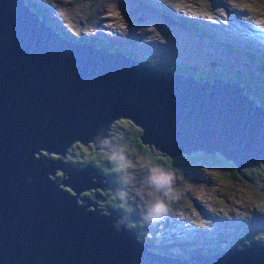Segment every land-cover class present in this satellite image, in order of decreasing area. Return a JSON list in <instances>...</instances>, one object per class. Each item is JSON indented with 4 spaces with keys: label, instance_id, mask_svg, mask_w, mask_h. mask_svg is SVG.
<instances>
[{
    "label": "water",
    "instance_id": "95a60500",
    "mask_svg": "<svg viewBox=\"0 0 264 264\" xmlns=\"http://www.w3.org/2000/svg\"><path fill=\"white\" fill-rule=\"evenodd\" d=\"M121 118L161 156L220 154L238 174L264 164V107L238 83L65 38L26 0H0V264H264L262 243L155 252L129 219L102 212L108 177L63 157L75 144L108 149ZM89 190L95 202L80 197Z\"/></svg>",
    "mask_w": 264,
    "mask_h": 264
},
{
    "label": "rangeland",
    "instance_id": "374dc122",
    "mask_svg": "<svg viewBox=\"0 0 264 264\" xmlns=\"http://www.w3.org/2000/svg\"><path fill=\"white\" fill-rule=\"evenodd\" d=\"M29 1L38 16H47L54 28L71 32L75 41L89 38L84 41L95 45L103 42L102 46L123 49L140 60L175 64L201 75L217 70L218 65V70L222 65L229 66L223 71L233 74L230 63L234 59L238 62L235 68L243 73L244 60H238L240 52L225 48L228 43L238 50L248 42L264 49V0ZM170 18L178 22L170 24ZM214 61L217 66L212 68L209 64ZM121 123L113 129L111 139L124 138V150L121 146H112L106 155L96 156L101 161V157L113 158L114 152L125 154V162L118 161V164L126 171L128 195L133 197L138 224L146 236L158 238L155 243L161 250L185 256L193 247L183 251L178 242L188 241L202 251L226 248L233 239L243 235L256 241L264 238L263 163L243 169L237 175L231 161L224 160L220 154L215 156L224 163L217 165L211 159L205 162L204 152L198 151L176 157L178 163L172 167L169 161H154L144 151L133 148L126 139L132 127ZM43 153L61 158L57 154ZM184 155L193 157L186 159ZM89 157V149L84 148L72 150L69 157L63 159L86 161ZM153 167H162L171 173L176 186H173V198L166 200L167 215L149 224L143 215L157 195L147 183L148 170Z\"/></svg>",
    "mask_w": 264,
    "mask_h": 264
},
{
    "label": "trees",
    "instance_id": "16d2710c",
    "mask_svg": "<svg viewBox=\"0 0 264 264\" xmlns=\"http://www.w3.org/2000/svg\"><path fill=\"white\" fill-rule=\"evenodd\" d=\"M27 3L32 7V9L34 8V5H33V3L31 1L28 0ZM41 18L43 20H46L47 22H51L50 19L47 16L46 17H41ZM170 21H173V20L170 19ZM189 22H190V20H189ZM173 24H175V23H173ZM183 25L185 26V23ZM54 29L56 31L60 32L65 38H69V39L73 40L71 38V36H73V34L71 32H69V33L65 32L63 29H61L59 27L54 28ZM199 31H200V29H199ZM202 35L204 37L209 38V36L205 32H202ZM84 39L85 38L82 37L79 42H85ZM88 39H85V40H88ZM96 45L101 46V47H106L107 46L106 48L111 49L112 51L124 52V53H126L128 55L133 56L134 58H137L133 53L124 51L123 49L111 48V47H109L106 44H105V46H102L103 42H97ZM225 48H227L228 50H231V51L240 52L241 55H240V58L238 60L241 62V60L243 59L244 63H245L243 65V69H242L243 73H239L237 71V69L235 68V65L238 63L235 59L230 63V65H232V68L234 70V73L230 74V75L224 73V71H223L224 68H227V69L230 68L227 65H224V66L222 65L221 70H218V68L220 67V65H218L217 70L213 69L210 72L208 71V73H206L205 75H201V74H197L193 70L184 69L182 66L180 67V66H177L175 64L154 62V61H151L149 59H142V61L146 62L150 66H159L161 68L169 69V70H172L174 72L178 71V72H180L182 74L192 75V76H195L197 78H203V79H209L210 80V79L213 78V75H215L220 80L229 81V82H233V83H238L239 86L244 89V93L249 95L250 99L255 101L260 106L264 107V78H263L264 77V49L262 47H260L259 45H256V44L251 43V42H248L245 45V47H243V49H241V50H238L237 48H235L231 43L226 44ZM209 65H210V67L214 68L215 66H217V62L216 61L211 62ZM121 122L128 123V124H130V127H132V130L127 131L126 139H128L129 143L132 145L133 148H135L136 150H139V151L141 150L142 152L144 151L149 156L153 157L154 161L166 160V161L170 162L169 165H171L172 167L177 165L176 163H178V162L175 161L176 160L175 158H171V157H168V156H161L158 153V151L154 150L153 148H149L147 145H143L141 143L140 138H139V133H140L139 128L134 123H132L131 121L126 120V119H120V120L114 122L111 125L110 130H109L110 141H109V138H108L106 143L112 144V145L108 149H100V150L99 149H95L94 144L93 143H89V144H91L93 146L92 151L99 150V152H96V154H98V155H106V153L111 150L112 146H114V148L121 146L122 149L124 150V138H121L119 140H112L111 139V134H112L113 129L117 125L122 124ZM133 126L136 127V129ZM88 145H86L83 148L81 147L80 149H76V150H81V149H84V148L89 149V147H87ZM79 146H82V145H79ZM92 151L89 149L90 157H89V159H87L84 162L87 165L91 164L94 168H97L100 173H102L103 175H106L108 177V179H109V184L108 185H110L109 186L110 188L107 189L109 191H107V190L106 191L107 192H111L112 193L111 196L113 197V199H111V201H109V202L114 201L115 203H117V204H113V205H110V206L109 205H104V206L107 207V209L112 208V209H117V210H120V211H127L128 210L129 213H126V214L128 216H132L133 212H132V210L130 211L129 209H131V208L133 209V205H132L133 204L132 203L133 197L128 195L129 194V191H128V186L129 185H128V179L126 177V171H123L122 165L119 166L118 161L116 159H114V158L101 157L100 158L101 161H98L99 158L96 156V154H95V157L92 156L93 155ZM69 155L70 154L67 153L66 156L69 157ZM183 157H187L186 159H188V158L191 159L193 156L184 155ZM204 157H205V162H207L208 159H211L213 161H216L215 164H217V165L221 164V162L224 163L223 159H219L215 155H207V154H205ZM177 159H179V158H177ZM180 159H182V158H180ZM71 160H73L74 162H78L77 160L72 159V158L68 159L67 161L69 162ZM82 161L79 160V162H82ZM259 164H262V163H258V165ZM72 166H75V165L72 164ZM76 167H82V166H76ZM248 169L249 168H247L245 170H248ZM259 170L262 171L263 168L262 169L259 168ZM236 174L240 175L237 172H236ZM123 219L126 220V219H129V218H127L126 216H123ZM135 220H136V222H134V224H130V219H129L128 225H129L130 228H132V230H135V232H137L138 237L141 240H143L144 242L150 243L152 245L151 249L153 251L159 252V253H163V254H167V255H171V256L188 257V256L195 255V254H206V255H208V254L220 252V251H222L224 249H227V248H229V247H231L233 245H237L239 248H245V247H248V246L252 245L253 243H262V244H264V238L261 239V240L259 239L258 241H256L255 239H252L249 236L243 235V236H239V237H236L235 239H233L229 243L228 247H226V248H223V247H212V248H207V249H204V250L201 251L200 248H196V247L192 246V244L190 242L185 241V242H178V246H180L183 251H184V249H186L188 247H193V248L188 250L187 251V255H185V256H183V255H173L172 253H170V252H168V251H166L164 249L161 250L162 247L160 245H158V243H155V241H158L157 237H155V236L154 237H148L143 232H141V227L138 224L139 220H137V218H135ZM163 248H164V246H163Z\"/></svg>",
    "mask_w": 264,
    "mask_h": 264
},
{
    "label": "clouds",
    "instance_id": "9594fccd",
    "mask_svg": "<svg viewBox=\"0 0 264 264\" xmlns=\"http://www.w3.org/2000/svg\"><path fill=\"white\" fill-rule=\"evenodd\" d=\"M113 158L119 162H125L126 156L123 152H114ZM173 176L162 167H153L148 170L147 183L157 194L154 200H151L143 219L152 224L167 215L169 211L167 199L173 198Z\"/></svg>",
    "mask_w": 264,
    "mask_h": 264
},
{
    "label": "flooded vegetation",
    "instance_id": "af4514ba",
    "mask_svg": "<svg viewBox=\"0 0 264 264\" xmlns=\"http://www.w3.org/2000/svg\"><path fill=\"white\" fill-rule=\"evenodd\" d=\"M170 19H172L173 21V23H177V21L175 20V19H173V18H170ZM88 145V144H87ZM86 145H82V146H79L78 144H75L73 147H71V149L69 150V154H71L72 153V150H74V149H80L81 147L83 148V147H85ZM87 147H89V149L92 151V149H93V146L91 145V144H89ZM96 149V148H95ZM96 152H99V150H97V151H92V153H93V157H95V154H96ZM164 158V157H163ZM82 161V160H81ZM70 163H72L73 165H75V166H85V165H87L84 161H82V162H74L73 160H71V161H69ZM107 181H108V184H109V179L107 178ZM110 186V185H109ZM108 186V188L107 189H109L110 187ZM106 189V190H107ZM104 191L103 192V194H102V196H100V201L101 202H98V206H99V208H101L102 209V212H105L106 211V209H107V207H105L104 205H113V204H117V203H115L114 201H112V202H109V201H111V199H113V197L111 196L112 195V193L111 192H107V191H109V190H107V191ZM100 194V192H99V190H89V191H86V192H83V193H81V197L82 196H86L90 201H93L94 202V200L96 199V197L98 196ZM115 210H117V209H115ZM130 211H131V209H129ZM118 212H119V214H121L122 215V217L123 216H126L127 218H129L130 219V224H134V222H136V220H135V218H137V220H139L138 219V217H137V214L134 212V210L132 209V212H133V215L132 216H128L126 213H129V211L127 210V211H120V210H117Z\"/></svg>",
    "mask_w": 264,
    "mask_h": 264
}]
</instances>
